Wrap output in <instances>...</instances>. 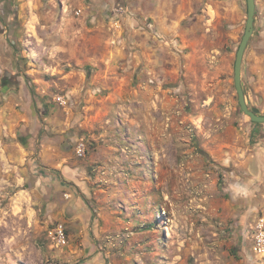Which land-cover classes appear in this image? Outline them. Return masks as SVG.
Listing matches in <instances>:
<instances>
[{
	"label": "crops",
	"instance_id": "1",
	"mask_svg": "<svg viewBox=\"0 0 264 264\" xmlns=\"http://www.w3.org/2000/svg\"><path fill=\"white\" fill-rule=\"evenodd\" d=\"M4 2L30 20L37 15L35 31L43 28L49 50L43 65L34 56L24 71L6 74L12 87L4 92L7 101L0 116V137L10 138L4 144L6 159L20 175L23 204L39 212L45 229L64 223L73 229L71 241L88 239L89 221L99 226L86 204L91 190L87 171L96 153L79 158L75 146L80 137L112 120L110 110L126 120L136 110L154 106L176 119L173 112L184 104L180 98L199 106L195 94L203 88V105L220 110L227 117L224 124L232 127L230 113L239 106L234 65L246 28L247 0ZM119 5L128 12L113 25L108 13ZM146 22L166 40L141 28ZM36 39L42 40L39 35ZM242 87L247 104L264 110V0H255ZM56 93L70 95L71 104L56 102ZM239 137L241 143L230 144L235 167L228 172L234 180L229 197L221 199L220 232L233 240L241 264H264V256L253 250V228L264 216V123L247 125Z\"/></svg>",
	"mask_w": 264,
	"mask_h": 264
},
{
	"label": "rangeland",
	"instance_id": "2",
	"mask_svg": "<svg viewBox=\"0 0 264 264\" xmlns=\"http://www.w3.org/2000/svg\"><path fill=\"white\" fill-rule=\"evenodd\" d=\"M6 4L0 0V116L4 92L12 87L3 84L6 74L24 71L34 56L43 65L49 55L43 28L35 31L37 15L30 20ZM14 9L16 26L10 35L2 18ZM198 91L200 105L181 97L176 119L154 106L126 120L110 110L111 121L80 137L87 141V155L96 153L87 171L91 190L86 204L100 224L89 221L86 240L70 241L73 229L66 227L64 246L50 234L56 225L45 229L39 212L23 204L20 175L6 159L4 144L10 138L0 137V264H241L233 240L220 232L219 213L234 180L228 172L235 167L230 144L241 143L239 135L254 122L238 106L230 113L229 128L220 110L203 105V88ZM57 94L65 93L53 97ZM184 95L188 100L189 94ZM95 133L104 135L94 138Z\"/></svg>",
	"mask_w": 264,
	"mask_h": 264
},
{
	"label": "built area",
	"instance_id": "3",
	"mask_svg": "<svg viewBox=\"0 0 264 264\" xmlns=\"http://www.w3.org/2000/svg\"><path fill=\"white\" fill-rule=\"evenodd\" d=\"M128 9L123 6H116L109 10L108 19L112 21L113 25L119 24L121 20L127 15ZM141 28L147 29L153 33L154 37L159 41L166 39L153 27L152 22H146L141 25ZM54 99L63 106L70 105L69 96L66 94H57ZM89 148L87 141L80 138L75 146V153L77 157L84 158L87 155ZM66 226L64 223L56 224L55 228L50 231L53 240L58 246H64L67 243ZM253 250L256 254L264 256V216L258 217L253 228Z\"/></svg>",
	"mask_w": 264,
	"mask_h": 264
},
{
	"label": "water",
	"instance_id": "4",
	"mask_svg": "<svg viewBox=\"0 0 264 264\" xmlns=\"http://www.w3.org/2000/svg\"><path fill=\"white\" fill-rule=\"evenodd\" d=\"M248 17L246 22L245 32L239 44L235 65H234V83L238 95V103L240 109L250 117L254 123H264V114H261L256 107H250L245 98V93L242 87V61L248 45V42L253 33L254 18H255V0H247Z\"/></svg>",
	"mask_w": 264,
	"mask_h": 264
},
{
	"label": "flooded vegetation",
	"instance_id": "5",
	"mask_svg": "<svg viewBox=\"0 0 264 264\" xmlns=\"http://www.w3.org/2000/svg\"><path fill=\"white\" fill-rule=\"evenodd\" d=\"M8 6L9 5L6 4V7H8ZM15 13H16L15 9L13 10V12H10V11L9 12H5L4 14H6V16H3V18H2L3 23H6V25H7V29L9 31V33H11V31L14 32V30H12V29L16 26V21H14L15 18H13V16H15ZM7 82L8 83L10 82L9 78H7L5 83L7 84Z\"/></svg>",
	"mask_w": 264,
	"mask_h": 264
},
{
	"label": "trees",
	"instance_id": "6",
	"mask_svg": "<svg viewBox=\"0 0 264 264\" xmlns=\"http://www.w3.org/2000/svg\"><path fill=\"white\" fill-rule=\"evenodd\" d=\"M12 34H13V31H11L10 35H12ZM7 78H9V76L8 77L7 76L4 77L3 84H6L5 82H6ZM29 86L31 87V92H32V94L34 96V94H35L34 93V88L32 87V85H29ZM43 113L46 114L47 113V109H44Z\"/></svg>",
	"mask_w": 264,
	"mask_h": 264
}]
</instances>
